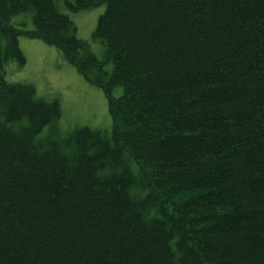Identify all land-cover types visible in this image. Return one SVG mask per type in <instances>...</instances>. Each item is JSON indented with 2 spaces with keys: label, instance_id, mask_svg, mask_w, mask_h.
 <instances>
[{
  "label": "trees",
  "instance_id": "16d2710c",
  "mask_svg": "<svg viewBox=\"0 0 264 264\" xmlns=\"http://www.w3.org/2000/svg\"><path fill=\"white\" fill-rule=\"evenodd\" d=\"M62 2L104 4L93 38L112 69L58 0H0V264H264V0ZM27 13L32 30L13 24ZM20 35L121 88L110 139L41 138L60 108L5 81ZM124 154L140 200L128 170L104 171Z\"/></svg>",
  "mask_w": 264,
  "mask_h": 264
},
{
  "label": "rangeland",
  "instance_id": "374dc122",
  "mask_svg": "<svg viewBox=\"0 0 264 264\" xmlns=\"http://www.w3.org/2000/svg\"><path fill=\"white\" fill-rule=\"evenodd\" d=\"M62 1L58 0V8L73 22L77 38L99 63H104V71L110 74L112 66L104 59L105 46L93 38L97 19L105 9L104 4L69 14ZM12 22L15 26L32 30L29 13L13 17ZM3 42L4 39L0 34V50ZM18 45L25 64L20 68L14 61L8 62L4 70L5 81L8 84L29 85L34 89L38 99L45 102L57 101L60 108V118L42 130L41 138L67 141L73 131L87 128L93 132L104 133L110 139L112 121L108 110L109 102L120 98L121 88L109 87L108 78L105 76L86 80L74 66L68 63L59 50L45 44L38 37L20 35ZM119 159L114 167L108 166L104 171L128 170L133 180L131 192L136 200L142 199L147 189L139 164L134 162L128 154L121 155ZM148 212L152 213L149 210Z\"/></svg>",
  "mask_w": 264,
  "mask_h": 264
},
{
  "label": "bare ground",
  "instance_id": "6f19581e",
  "mask_svg": "<svg viewBox=\"0 0 264 264\" xmlns=\"http://www.w3.org/2000/svg\"><path fill=\"white\" fill-rule=\"evenodd\" d=\"M20 50V49H19Z\"/></svg>",
  "mask_w": 264,
  "mask_h": 264
}]
</instances>
